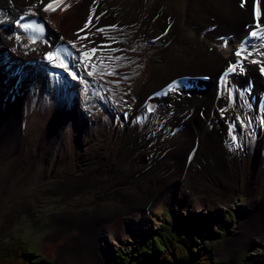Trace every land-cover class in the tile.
Returning a JSON list of instances; mask_svg holds the SVG:
<instances>
[{"label":"bare ground","instance_id":"6f19581e","mask_svg":"<svg viewBox=\"0 0 264 264\" xmlns=\"http://www.w3.org/2000/svg\"><path fill=\"white\" fill-rule=\"evenodd\" d=\"M47 1L0 0V160L14 157L13 168L24 165L28 174L40 150L67 148L82 98L95 135L110 133L97 149L95 184L180 194L235 185L252 210L232 248L263 237L264 39L251 34L256 0H67L56 15L41 11ZM28 10L37 35L22 32ZM89 50L96 59L79 62ZM233 62L223 88L222 71ZM129 194L115 210L57 215L44 249L59 264L78 254L88 264L98 252L111 264L110 224L144 206L142 193ZM202 207L198 199L191 206ZM258 260L264 264V251Z\"/></svg>","mask_w":264,"mask_h":264},{"label":"rangeland","instance_id":"374dc122","mask_svg":"<svg viewBox=\"0 0 264 264\" xmlns=\"http://www.w3.org/2000/svg\"><path fill=\"white\" fill-rule=\"evenodd\" d=\"M56 12H63V7ZM88 74L89 77L95 76L91 71L87 72ZM86 77L80 80L86 81ZM81 100L82 102L76 105L79 117L67 148L52 150L45 147L40 150L36 158L38 162L28 174H24L27 169L24 165L13 168L14 157L0 160V184L4 180L3 175L9 173L6 186L0 190V247L12 239H22L26 242L28 251L34 255L35 261L40 264H59L57 257L51 256V251L43 247V243L48 241L60 226L57 215L76 214L86 209L90 211L97 205L115 210L121 205L122 195L130 193L137 198L138 194L142 193L140 200L144 206L137 211L138 214L133 218L123 216L110 224V234L108 232L106 238L107 245L111 246V264L116 252L131 250L133 234L148 228L155 229L164 221L177 224V217L192 216L216 234L212 242V257L217 264L258 263L259 256L264 251V236L255 241L246 240L234 249L231 245L232 239L236 238L237 227L243 220L251 217L249 212L252 210L243 205L248 195L241 192L238 186L229 187L226 183H215L206 191H184L180 194L181 191L161 189H154L150 193L152 189L134 188L132 184L126 187L114 184L104 186L103 181L95 184L96 177L93 176L96 175L98 163L102 160V154H97V149L109 142L110 133L107 128L106 132L95 135V132H100L97 130L99 127H96L93 120L88 121L87 115L85 116L88 107L82 98ZM108 117L111 119L113 115ZM49 155L50 162H46ZM111 181L117 182V179ZM106 192L108 193L103 196ZM181 197L188 199L186 203L190 206H182ZM168 198L172 203L165 204ZM196 199L203 204L202 208H191ZM122 224L124 228L131 225L126 237ZM100 263H104L100 252L97 253L96 261L90 259L88 262ZM62 264L87 263H84L78 254L65 256Z\"/></svg>","mask_w":264,"mask_h":264},{"label":"trees","instance_id":"16d2710c","mask_svg":"<svg viewBox=\"0 0 264 264\" xmlns=\"http://www.w3.org/2000/svg\"><path fill=\"white\" fill-rule=\"evenodd\" d=\"M164 221L155 229L133 234L131 250H120L112 264H217L212 255L215 233L195 216ZM0 264H40L22 239L0 247Z\"/></svg>","mask_w":264,"mask_h":264},{"label":"snow or ice","instance_id":"6c2138e0","mask_svg":"<svg viewBox=\"0 0 264 264\" xmlns=\"http://www.w3.org/2000/svg\"><path fill=\"white\" fill-rule=\"evenodd\" d=\"M242 6H243V3H242ZM45 10L46 11H49V10H54V5L53 4H48L46 7H45ZM98 19V18H97ZM89 20H91V18H89ZM88 24H85V28H88ZM41 30H43L42 28H41ZM253 35H255V33H253ZM87 55V54H86ZM53 58V55L52 54H49V56H48V59H52ZM257 63H259L258 61H257ZM241 70H243L242 68H241ZM261 71L262 72H264V66H262L261 67ZM172 86H170V88H171Z\"/></svg>","mask_w":264,"mask_h":264}]
</instances>
